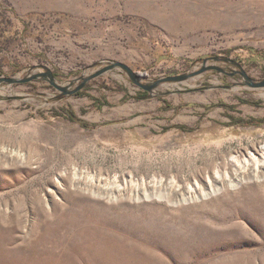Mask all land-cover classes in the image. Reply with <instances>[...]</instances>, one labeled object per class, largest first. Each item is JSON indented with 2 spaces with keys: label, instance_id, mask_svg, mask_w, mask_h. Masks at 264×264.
Masks as SVG:
<instances>
[{
  "label": "rangeland",
  "instance_id": "rangeland-1",
  "mask_svg": "<svg viewBox=\"0 0 264 264\" xmlns=\"http://www.w3.org/2000/svg\"><path fill=\"white\" fill-rule=\"evenodd\" d=\"M217 55L0 83V264H264V180L212 182L264 144V0H0V76Z\"/></svg>",
  "mask_w": 264,
  "mask_h": 264
},
{
  "label": "water",
  "instance_id": "water-1",
  "mask_svg": "<svg viewBox=\"0 0 264 264\" xmlns=\"http://www.w3.org/2000/svg\"><path fill=\"white\" fill-rule=\"evenodd\" d=\"M230 62L239 68L241 67L240 64L235 61L234 59L228 57V56H222V55H217V56H210L207 57L203 60V63L200 68L193 70L188 73H183V74H178V75H172V76H166L163 78L156 79L152 82L149 83H143L140 81V75L137 74L132 68H130L128 65L119 62V61H112L109 64H106L100 69H97L96 71L90 73L89 75L86 76H80L77 81L79 83L74 86L73 88H70L71 84L74 83V81H71L67 85H58L55 80H54V75L52 71H50L47 67H43L45 69V72H38L34 73L32 75H28L27 77L24 78H16V77H7V76H0V83H8V84H13V83H25L28 81H31L33 79L38 78L39 76L43 77H48L49 82L58 90H60L63 94L65 95H73L76 94L78 91H80L88 81L91 79L103 74L104 72L118 66L122 68L129 76L131 81L135 83L138 87L143 89L144 91H147L148 93H151L159 84L163 82H181L187 78L196 76L200 73H203L204 71L210 70V69H215L217 71H223L222 68L217 66L215 63L216 62ZM240 74L245 78L246 83L253 87V88H263L264 87V77L259 80V81H254L252 78H250L244 70L240 71Z\"/></svg>",
  "mask_w": 264,
  "mask_h": 264
},
{
  "label": "bare ground",
  "instance_id": "bare-ground-1",
  "mask_svg": "<svg viewBox=\"0 0 264 264\" xmlns=\"http://www.w3.org/2000/svg\"><path fill=\"white\" fill-rule=\"evenodd\" d=\"M229 167L230 169L229 170L226 169L224 176H222L220 171L217 170L215 172L212 182H218L220 184L228 183L229 185L233 186V185L241 184L246 180L263 181L264 180V144H261L255 147L253 151L246 153L243 156V158L232 156L229 159ZM206 185H208L210 189H212L213 187L211 180H208ZM195 187L193 189H190L189 193H193L195 191ZM145 196L147 197L146 194ZM158 196L168 198L167 194L158 193Z\"/></svg>",
  "mask_w": 264,
  "mask_h": 264
},
{
  "label": "trees",
  "instance_id": "trees-1",
  "mask_svg": "<svg viewBox=\"0 0 264 264\" xmlns=\"http://www.w3.org/2000/svg\"><path fill=\"white\" fill-rule=\"evenodd\" d=\"M138 75H140V76H142L140 73H137ZM79 92H77L76 94H78ZM142 95V93H138V94H136L135 96H133V98H137V99H140L141 97H143V96H141ZM67 115V117L69 118V119H71V120H76V121H80V120H78L75 116H74V114H72L71 112H69L68 114H66ZM264 120H261L260 122H263ZM82 122V121H81ZM80 122V123H81ZM236 122H240V120H238V121H236Z\"/></svg>",
  "mask_w": 264,
  "mask_h": 264
}]
</instances>
